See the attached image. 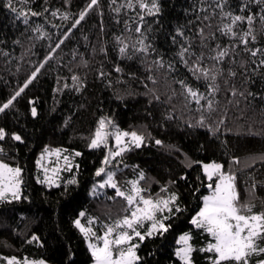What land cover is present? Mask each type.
Returning a JSON list of instances; mask_svg holds the SVG:
<instances>
[{
    "label": "trees",
    "instance_id": "16d2710c",
    "mask_svg": "<svg viewBox=\"0 0 264 264\" xmlns=\"http://www.w3.org/2000/svg\"><path fill=\"white\" fill-rule=\"evenodd\" d=\"M99 128L140 144L105 163L104 147L88 148ZM55 150L70 162L51 184L37 161ZM0 162L21 180L18 198L0 199V264H91L85 238L143 200L158 210L134 224V264H184L186 234L195 264L263 261L212 262L191 220L209 193L202 164H220L264 248V0H0ZM100 168L126 196L90 195Z\"/></svg>",
    "mask_w": 264,
    "mask_h": 264
},
{
    "label": "rangeland",
    "instance_id": "374dc122",
    "mask_svg": "<svg viewBox=\"0 0 264 264\" xmlns=\"http://www.w3.org/2000/svg\"><path fill=\"white\" fill-rule=\"evenodd\" d=\"M128 144L139 145L140 139L134 134H127L121 131H105L99 128L88 145L89 149L104 147L106 156L104 162L115 154L123 151ZM70 159L61 155L60 151H47L39 156L37 161L38 169L42 172L43 181L53 183L59 169L66 166ZM202 171L205 174L209 193L204 196L203 204L199 212L192 218L191 223L195 227L204 228L213 241L208 242L206 250L216 256L212 262L222 260H245L252 252H261L263 249L255 247V239L261 231L260 218L257 215L249 218L240 216L233 209L234 190L231 176L221 172V166L217 163L202 164ZM98 173L102 174V180L92 186L90 195L101 192L105 187L115 189L119 195H125V191L117 189L112 180L111 173L107 169L100 168ZM215 178L213 182L211 179ZM55 184V182L53 183ZM21 180L20 170L4 165L0 162V199L18 198L20 196ZM135 191L134 187L130 192ZM126 196V195H125ZM135 193H132V199ZM129 200V201H131ZM157 203L148 200L141 201V204L134 206L130 216L120 222L116 228H110L102 234V237H86V246L92 256L91 264H134L137 256L134 245L130 243L136 230L134 224L140 220L154 221ZM83 213H81L80 218ZM78 229L82 232H96L92 227H84L80 220L76 221ZM160 225L152 223L151 231H155ZM131 230L132 233H131ZM141 235V234H140ZM176 256L184 264H195L192 259L193 245L188 234L181 235L177 240ZM6 264H47L44 261L32 260H8ZM256 264H264L259 261Z\"/></svg>",
    "mask_w": 264,
    "mask_h": 264
}]
</instances>
